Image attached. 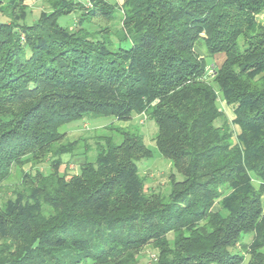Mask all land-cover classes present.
<instances>
[{
	"label": "trees",
	"instance_id": "obj_1",
	"mask_svg": "<svg viewBox=\"0 0 264 264\" xmlns=\"http://www.w3.org/2000/svg\"><path fill=\"white\" fill-rule=\"evenodd\" d=\"M27 1L0 0V187L21 171L0 207V264H137L148 246L154 264H264V0H44L25 25ZM73 13L76 29L58 23ZM88 115L156 124L183 177L166 201L145 194L137 162L152 152L135 129L107 125L93 160L80 141L78 173H60L80 143L59 130ZM48 157V173L22 172Z\"/></svg>",
	"mask_w": 264,
	"mask_h": 264
},
{
	"label": "rangeland",
	"instance_id": "obj_2",
	"mask_svg": "<svg viewBox=\"0 0 264 264\" xmlns=\"http://www.w3.org/2000/svg\"><path fill=\"white\" fill-rule=\"evenodd\" d=\"M111 3H116L120 5L122 0H108ZM27 17L24 20L23 24L31 25L34 21L37 20L39 14L42 11H48V5L44 0H35V1H27ZM119 12L115 14V20L111 24V29L116 31L119 29ZM77 14L73 13L69 16L60 17L58 23L63 27H68L72 29H76L77 26ZM256 22L259 24H264V13L256 16ZM8 22V19L0 13V23ZM201 38V37H200ZM241 42V40H240ZM194 51L200 56H207L205 52V46L202 39H199L197 43L194 45ZM224 54H217L211 58L207 57V66L212 67V70H217L225 60ZM208 82L212 83L211 79H208ZM217 106L220 110H222L227 119L231 121L233 119V114L230 107L226 106L224 101L221 98V95L217 93ZM110 126L114 129H135L140 132L142 135L144 145L151 150L152 158L151 159H143L137 162V167L139 170L140 177H142L145 181L144 183V191L145 194H155L163 197L165 201L170 193L171 185L169 176L171 174L174 175V180L176 182L182 181L183 177L175 172L173 169L171 162L165 158H163L156 149L154 143V137L157 133V126L153 121L144 119V116L134 115L132 119L128 122L117 121L113 117H99L93 118L92 116H86L82 120L67 124L60 128L59 132L65 133L67 141H75L78 140L83 141V143L89 147L88 160H93L94 157V147H95V137L98 134H103L107 132L106 128ZM235 131H237L236 127H233ZM113 138L116 143L121 142L120 136L114 131ZM83 143L81 142L78 150L74 151L73 154L63 155L61 157L62 165L59 170L60 173H65L68 175L78 173L80 162L85 160V156L83 154ZM52 159L50 157L46 158L44 162L38 165L27 164L22 169L23 171L34 173L36 170H39L43 173H48L50 171V163ZM21 179V171L13 168L12 174L10 178L2 184L0 187V207L7 201L9 198L13 197V191L16 190L20 185ZM219 210L217 205L214 206L213 211ZM168 238H172L171 235ZM250 237H246L243 239V242L248 244L250 242ZM156 252L151 249L150 246L145 247L141 253L138 255V263L137 264H154L152 260H154V256ZM247 259L243 264H246Z\"/></svg>",
	"mask_w": 264,
	"mask_h": 264
},
{
	"label": "built area",
	"instance_id": "obj_3",
	"mask_svg": "<svg viewBox=\"0 0 264 264\" xmlns=\"http://www.w3.org/2000/svg\"><path fill=\"white\" fill-rule=\"evenodd\" d=\"M213 68L212 67H210V66H208L207 68H206V73H207V75L208 76H211V75H213V71L214 70H212ZM143 116V115H142ZM144 119H145V117H144ZM154 260H155V258H154Z\"/></svg>",
	"mask_w": 264,
	"mask_h": 264
},
{
	"label": "crops",
	"instance_id": "obj_4",
	"mask_svg": "<svg viewBox=\"0 0 264 264\" xmlns=\"http://www.w3.org/2000/svg\"><path fill=\"white\" fill-rule=\"evenodd\" d=\"M83 162H84V161L80 162V164H82ZM80 164H79V165H80Z\"/></svg>",
	"mask_w": 264,
	"mask_h": 264
}]
</instances>
